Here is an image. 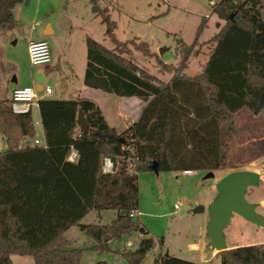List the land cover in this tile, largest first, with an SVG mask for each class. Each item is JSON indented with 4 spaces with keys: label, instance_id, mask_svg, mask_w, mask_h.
I'll return each instance as SVG.
<instances>
[{
    "label": "trees",
    "instance_id": "trees-1",
    "mask_svg": "<svg viewBox=\"0 0 264 264\" xmlns=\"http://www.w3.org/2000/svg\"><path fill=\"white\" fill-rule=\"evenodd\" d=\"M24 0H0V29L17 23L13 8ZM101 16L105 34L114 44L106 48L85 38L86 67L83 84L120 97L146 102L139 119L118 133L100 107L87 98L38 100L44 144L19 147L23 137L35 134L31 112L0 108V134L7 149L0 151V264H12L11 255H31L34 264H81L85 248H69L65 232L78 227L93 241L90 249L106 250L112 238L140 229L128 216L137 209V172L223 170L229 141L237 133L235 115L242 109L258 115L264 110V0H220L212 5L221 20L210 37L213 47L199 73L187 75L191 45L181 53L178 67L162 82L139 68L127 55L128 42L114 35L116 24L91 0ZM232 19H230V16ZM206 24L202 17L197 35ZM153 56L146 42L136 47ZM82 110L84 132L77 123ZM133 147V151H131ZM75 150V161L68 159ZM110 157L115 172H102L103 157ZM135 163L130 173L129 161ZM92 210H114L110 224L81 223ZM154 247L142 237L135 250L122 254L140 264ZM233 262L264 264V243L231 248ZM96 264H106L98 261ZM153 264H194L160 255Z\"/></svg>",
    "mask_w": 264,
    "mask_h": 264
},
{
    "label": "rangeland",
    "instance_id": "rangeland-1",
    "mask_svg": "<svg viewBox=\"0 0 264 264\" xmlns=\"http://www.w3.org/2000/svg\"><path fill=\"white\" fill-rule=\"evenodd\" d=\"M211 1L216 4L220 0H96V5L101 10L107 9L110 19L115 22V37L121 42H128L130 54L127 57L158 80L169 82L174 70H162L161 63L178 67L181 53L186 52L190 45L184 73H199L207 61L213 47L208 40L218 31L216 22L220 25L226 22L213 11ZM13 14L17 21L15 27L0 29V108L9 106L6 99L11 95L12 82L17 87H34L38 83L35 79L38 73L45 77L40 82L43 90L45 86L53 90L49 98L63 91L65 93L68 79H73L75 84L81 82L87 60L86 37L93 38L106 48H114L105 34L101 16L92 10L91 0H24L13 8ZM202 17H206V24L197 35ZM46 25L52 27L53 33L42 37L41 30ZM45 33H50L49 27ZM41 37L49 44L51 61L32 66L27 43ZM141 42L147 43L153 56H145L136 49ZM64 54V61L74 62L72 67L63 62ZM87 90V97L108 116L113 115L120 102L123 105L133 102L132 98L99 89ZM69 92L61 97H77L76 92ZM42 94L44 91L37 92V96ZM234 125L237 133L229 141L226 168L212 170V178L207 177L209 171L203 169L187 176L174 171H136L137 210L141 216L133 221L144 229L142 232L138 229L112 238L107 249L99 251L90 249L93 241L78 227L68 229L64 236L69 241V248H85L81 264H96L98 261L132 264L122 253L135 250L140 237H151L154 241V247L140 264H153L162 254L187 259L194 264H222V257L217 251L213 253L206 235L207 207L216 195V190L209 191L212 182L239 169L259 173V185L249 188L245 198L248 202L257 203L256 212L264 217V110L253 115L242 109L235 115ZM6 149L7 144L0 134V151ZM130 150L133 151V147ZM128 168L129 171L136 168L133 160L129 161ZM207 198L210 199L208 203ZM199 205L204 207V211L193 212ZM115 217L114 210H92L81 219V223L110 224ZM224 236L229 249L264 243V230L237 214L225 228ZM128 241L133 244L127 246ZM190 243H197L199 250L190 249ZM11 262L34 264L31 255L20 254L11 255Z\"/></svg>",
    "mask_w": 264,
    "mask_h": 264
},
{
    "label": "water",
    "instance_id": "water-1",
    "mask_svg": "<svg viewBox=\"0 0 264 264\" xmlns=\"http://www.w3.org/2000/svg\"><path fill=\"white\" fill-rule=\"evenodd\" d=\"M37 78L41 80L40 75ZM12 81L15 82V78ZM14 87L15 83L12 82L10 88ZM77 123L84 132L87 131L88 124L81 109L77 114ZM151 170L158 173L156 162L151 165ZM213 175V172L209 171L207 177L212 178ZM260 181V174L256 171L239 169L226 173L215 183L216 195L207 207L206 235L209 239V246L229 262H233V256L231 249L227 248L224 230L234 214L264 230V217L256 212L257 203L248 202L245 198L248 189L258 186ZM203 211L202 205L193 210L195 213ZM139 231L142 232L143 228L141 227Z\"/></svg>",
    "mask_w": 264,
    "mask_h": 264
},
{
    "label": "crops",
    "instance_id": "crops-1",
    "mask_svg": "<svg viewBox=\"0 0 264 264\" xmlns=\"http://www.w3.org/2000/svg\"><path fill=\"white\" fill-rule=\"evenodd\" d=\"M47 27H49V29H50V33H48V34L45 33V29ZM52 33H53V29H52V27L50 25H46L41 30L42 37L43 36H47V35L52 34ZM42 37L41 38H36V39L46 40V39H44ZM65 56H66L65 54L62 56L63 62L66 63V64H68V65H70L72 67V65L74 64V62L64 61ZM85 67H86V65H85ZM38 75L41 76V80L37 78ZM83 76H84V73H83ZM35 79L37 81L39 80L38 83H35V86H34L35 90L37 92L44 91L43 90V86L40 84V82H42L45 79L44 75L42 73H38L36 75ZM25 86H30V85H25ZM15 87H17V86H15ZM87 88H90V87H87V86H85L83 84V78H82V81L81 82L78 81V84H75V81L73 79L72 80L71 79L70 80L68 79L67 82H66V84H65V93L70 91L69 94H71V91H74V92H76V94H77L76 96L77 97H61V96H66V95H64L65 93L63 91L62 93L56 94V97H54V98H56V99L87 98V99L92 100L90 97H87L88 95H86V94H88L87 93V91H88ZM11 91H12V89H11ZM52 93H53V90L51 89V92L50 93H48V94H42L41 96H37V99L31 105V109H30L31 116H32V120H33V126H34V130H35V134H34L33 137L36 138L39 141V143H41L42 145L44 144L45 141H44V133H43V129H42V125H41V119H40V114H39L38 100L39 99H43V98H49L48 96H50ZM129 98H132L133 99V102L131 104H129V105H123L120 102L118 104V106L116 107V110H115V112L113 113L112 116H111V114L108 116L107 114H105V112H103L101 110L102 113H103V115H104V118H105L107 124L110 127L115 128L118 133L124 131L130 125H132L133 123H135L139 119L143 107L146 105V102L143 101V100H141L138 97L130 96ZM10 100H11V95H10V97L8 99H6L7 106L8 105L10 106ZM5 108H7V107H5ZM114 123H116V125H113ZM33 137H28V138H33ZM76 158H77L76 151L75 150H71L68 159L70 161H75ZM215 183H216V181H213L212 182V184L209 187V191H215ZM209 200L207 198V201L206 202L208 203ZM141 238L142 237H140V239ZM161 243H162V241H161ZM189 248L192 249V250H194V249H198L199 250V245L197 243H190L189 244ZM215 252H216V250H214L213 253H215Z\"/></svg>",
    "mask_w": 264,
    "mask_h": 264
},
{
    "label": "built area",
    "instance_id": "built-area-1",
    "mask_svg": "<svg viewBox=\"0 0 264 264\" xmlns=\"http://www.w3.org/2000/svg\"><path fill=\"white\" fill-rule=\"evenodd\" d=\"M214 5V2H210ZM27 53L29 62L32 66L49 64L51 61V52L49 44L43 39H31L27 43ZM51 92V88L46 86L44 88V94ZM37 99V91L32 86L14 87L11 91L10 108L14 113H26L30 112L31 105ZM42 145L36 138L23 137L19 142V147ZM102 172L106 174H113L115 172L114 163L110 157H103L102 160ZM130 173H136L134 170L129 171ZM194 170H182V175H192ZM131 219H136L141 216V213L137 209H132L128 213ZM133 242L128 241L127 246H131Z\"/></svg>",
    "mask_w": 264,
    "mask_h": 264
}]
</instances>
